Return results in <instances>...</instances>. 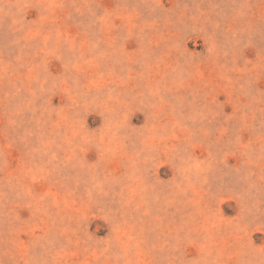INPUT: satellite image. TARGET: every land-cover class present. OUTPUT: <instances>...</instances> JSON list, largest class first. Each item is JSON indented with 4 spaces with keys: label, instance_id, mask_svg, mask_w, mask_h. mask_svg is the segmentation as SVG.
<instances>
[{
    "label": "rangeland",
    "instance_id": "obj_1",
    "mask_svg": "<svg viewBox=\"0 0 264 264\" xmlns=\"http://www.w3.org/2000/svg\"><path fill=\"white\" fill-rule=\"evenodd\" d=\"M0 264H264V0H0Z\"/></svg>",
    "mask_w": 264,
    "mask_h": 264
}]
</instances>
